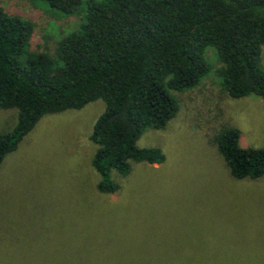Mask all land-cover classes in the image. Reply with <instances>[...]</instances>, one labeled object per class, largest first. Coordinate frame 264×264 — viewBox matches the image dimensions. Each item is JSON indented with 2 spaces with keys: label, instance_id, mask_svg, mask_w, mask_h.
<instances>
[{
  "label": "rangeland",
  "instance_id": "obj_1",
  "mask_svg": "<svg viewBox=\"0 0 264 264\" xmlns=\"http://www.w3.org/2000/svg\"><path fill=\"white\" fill-rule=\"evenodd\" d=\"M0 5L30 20L31 47L50 54L80 22L37 0ZM204 57L208 73L171 91L178 109L165 128L136 142L159 147L164 161L112 171L113 193L98 191L91 165L89 134L104 102L39 119L0 165V264H264V174L233 177L214 140L234 127L241 146L264 148V100L230 97L215 49ZM15 122V109L0 108V132Z\"/></svg>",
  "mask_w": 264,
  "mask_h": 264
},
{
  "label": "trees",
  "instance_id": "obj_2",
  "mask_svg": "<svg viewBox=\"0 0 264 264\" xmlns=\"http://www.w3.org/2000/svg\"><path fill=\"white\" fill-rule=\"evenodd\" d=\"M37 1L80 22L50 54L31 47L30 20L0 5V108L16 110L12 129L0 132V165L44 115L101 99L89 134L91 165L98 191H117L112 171L126 175L132 162L164 161L159 147L136 142L175 115L171 91L188 90L208 73V46L230 97L264 100V0ZM214 140L233 177L264 174V148L241 146L236 128L223 127Z\"/></svg>",
  "mask_w": 264,
  "mask_h": 264
}]
</instances>
